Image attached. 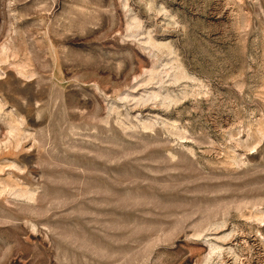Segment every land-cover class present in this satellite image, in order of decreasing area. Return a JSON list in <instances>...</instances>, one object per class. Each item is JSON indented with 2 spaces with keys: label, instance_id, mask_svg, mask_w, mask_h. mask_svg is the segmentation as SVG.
<instances>
[{
  "label": "rangeland",
  "instance_id": "1",
  "mask_svg": "<svg viewBox=\"0 0 264 264\" xmlns=\"http://www.w3.org/2000/svg\"><path fill=\"white\" fill-rule=\"evenodd\" d=\"M0 264H264V0H0Z\"/></svg>",
  "mask_w": 264,
  "mask_h": 264
}]
</instances>
